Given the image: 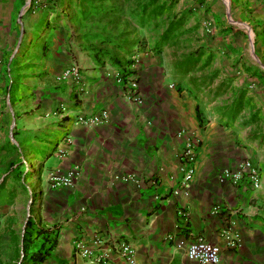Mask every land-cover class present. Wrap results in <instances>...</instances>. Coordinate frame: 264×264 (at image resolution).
I'll return each instance as SVG.
<instances>
[{
	"label": "crops",
	"instance_id": "0c3cea01",
	"mask_svg": "<svg viewBox=\"0 0 264 264\" xmlns=\"http://www.w3.org/2000/svg\"><path fill=\"white\" fill-rule=\"evenodd\" d=\"M90 3L99 10L116 4ZM85 4L32 0L27 14L23 0H0V92L13 87L0 98V264L29 262L38 252L45 255L39 264H97L99 252L127 264L111 240L92 243L99 233L127 240L137 264H188L176 244L197 238L220 246L218 264H264V0H257L256 55L243 65L230 62L224 43L203 50L211 52L208 63H191L193 38L161 49L175 58L129 64L148 50L127 43L149 40L148 13L86 16ZM101 37L121 47L100 44ZM117 70L137 78L140 104L125 98ZM95 117L101 121L92 124ZM182 129L197 131L201 146L194 179L174 196ZM245 159L261 173L257 190L217 181ZM74 166L72 187L49 188L50 173ZM179 209L187 211V228L177 226ZM226 224L237 247L220 234ZM77 239L89 257L75 251Z\"/></svg>",
	"mask_w": 264,
	"mask_h": 264
},
{
	"label": "rangeland",
	"instance_id": "374dc122",
	"mask_svg": "<svg viewBox=\"0 0 264 264\" xmlns=\"http://www.w3.org/2000/svg\"><path fill=\"white\" fill-rule=\"evenodd\" d=\"M23 1L26 4L23 11L25 10V13L28 14L33 10L32 0ZM83 1L87 7L84 10L86 16L88 14L93 15L94 11H99L103 15H107L108 11L116 12L119 17L133 16L134 18L140 14L144 16L148 13L147 35L149 40L134 38L127 42L130 46L136 47L143 46L145 43L144 46L148 50L141 53L138 58H131L132 61H128L129 64L134 63L136 65L137 63L134 62L136 59H138V65H141L142 60L146 62V60L156 57L161 59L175 58L174 56L162 55L161 49L164 47L171 48L175 44L177 46L181 43L182 46L187 45L190 38H193V42L197 43L196 56L186 57L187 60L191 58V63H194V60H196L195 63H201L203 58L205 59L204 64L208 63L212 56L211 52L205 57L203 50L215 49L222 43L226 44L230 52V62L236 65H243L245 61L250 60L251 56L256 55L257 0H191L187 3L184 2L186 5L184 8V4L181 6L180 0H111L116 3L112 10H109L107 6H103L99 10L94 7V3H90L91 1H102L107 3L105 5H109L108 1L110 0ZM135 25H137L136 22ZM82 26L81 24L75 25L77 29ZM218 34L224 35L223 41L219 39ZM100 39H102L99 41L100 44L114 42L115 45L121 47L116 40H110L108 37H101ZM73 42L76 43L77 47H80L79 43L82 42V39L76 35ZM91 43L90 45L93 46L92 39ZM98 45H95L93 49L96 51L105 50L103 47L99 48ZM134 56L136 55L134 54ZM117 61L118 64L122 63ZM7 75L9 74L7 73ZM3 95L7 98L13 95V87L10 89L6 87L3 92H0V98Z\"/></svg>",
	"mask_w": 264,
	"mask_h": 264
},
{
	"label": "built area",
	"instance_id": "2783aa9c",
	"mask_svg": "<svg viewBox=\"0 0 264 264\" xmlns=\"http://www.w3.org/2000/svg\"><path fill=\"white\" fill-rule=\"evenodd\" d=\"M116 80L123 86V94L125 98L133 103L140 104L142 98L138 92L137 78H129L125 70L115 71ZM101 121L100 118H93L92 124H97ZM175 136L183 139L181 151L177 159L179 162V170L181 173L180 180L176 188L173 189L170 195H179L184 193L191 181L195 177L196 164L198 159V151L201 146V137L197 131H190L182 129L178 131ZM79 167H72L65 174L50 173L48 175V186L51 190L67 189L74 185L75 180L79 176ZM119 180L123 183H137L133 175H122ZM217 181L219 183H229L233 186L248 188L250 190H257L261 185V173L259 168L249 159H245L234 167H229L217 174ZM156 184V182H155ZM216 212V209H215ZM179 219L178 227L187 228L189 219L187 211L179 209L177 211ZM229 223V222H228ZM226 224L221 230L220 234L225 238V244L228 247H237V237L229 236V227ZM111 240L113 250L117 253L127 264H137L135 260V250L132 245L124 238H112L110 235L99 233L93 238V244L96 246H103L107 241ZM75 251L84 256L89 257L92 254L90 247L84 243L83 239H77L74 242ZM177 248L185 247V254L188 259V264H218L220 260V246L215 243L208 242L203 238H197L186 246L183 241L176 244ZM94 261L97 264H111L108 258V253L99 252Z\"/></svg>",
	"mask_w": 264,
	"mask_h": 264
},
{
	"label": "trees",
	"instance_id": "16d2710c",
	"mask_svg": "<svg viewBox=\"0 0 264 264\" xmlns=\"http://www.w3.org/2000/svg\"><path fill=\"white\" fill-rule=\"evenodd\" d=\"M11 165L12 164H9V166ZM29 226H30V222L27 221L26 228L28 229ZM44 257L45 255H42L40 252H38V253L31 255L29 262H25V260H23V262H21L20 264H39L43 261Z\"/></svg>",
	"mask_w": 264,
	"mask_h": 264
}]
</instances>
